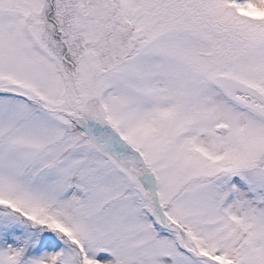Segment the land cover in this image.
Listing matches in <instances>:
<instances>
[{"label":"snow or ice","instance_id":"6c2138e0","mask_svg":"<svg viewBox=\"0 0 264 264\" xmlns=\"http://www.w3.org/2000/svg\"><path fill=\"white\" fill-rule=\"evenodd\" d=\"M0 264H264V0H0Z\"/></svg>","mask_w":264,"mask_h":264}]
</instances>
